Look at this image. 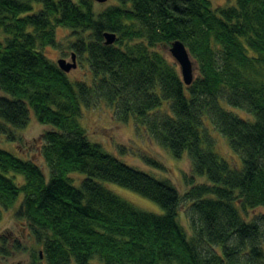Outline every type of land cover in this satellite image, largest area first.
<instances>
[{
  "label": "trees",
  "instance_id": "trees-1",
  "mask_svg": "<svg viewBox=\"0 0 264 264\" xmlns=\"http://www.w3.org/2000/svg\"><path fill=\"white\" fill-rule=\"evenodd\" d=\"M57 28L69 30L90 83L44 53L58 47ZM105 32L116 34L112 45ZM174 40L196 66L190 85L157 49ZM101 100L117 122L132 120L173 157L186 153L183 194L88 138L82 109ZM31 114L49 128L38 148L47 174L0 148V220L22 196L13 216L40 246L29 264H264V213L243 215L264 207V0H115L98 14L92 0H0V135L16 142ZM206 119L240 168L215 152ZM72 173L83 175L78 186ZM106 182L162 212L135 207ZM182 204L190 236L179 222ZM26 250L0 235V256Z\"/></svg>",
  "mask_w": 264,
  "mask_h": 264
},
{
  "label": "rangeland",
  "instance_id": "rangeland-1",
  "mask_svg": "<svg viewBox=\"0 0 264 264\" xmlns=\"http://www.w3.org/2000/svg\"><path fill=\"white\" fill-rule=\"evenodd\" d=\"M92 1L95 14L100 13L108 5L115 3V0H106L105 2ZM233 1L234 0H212V5L216 7L218 5L229 4ZM69 34L70 32L68 29H56L58 47L48 46L45 48L44 53L48 58L55 62L60 58H64L67 62H71V55L73 52L69 49ZM157 49L169 62L175 63L179 71V66L171 56L168 47L159 45ZM194 67V76H196L198 72L195 64ZM68 74L71 79H82L88 83L92 80V75L86 63H80L78 59H76V67L70 70ZM234 111L241 115L244 114L240 110L234 109ZM80 122L85 128L88 138L92 142L99 143L106 152L116 157L119 161L153 177L159 179L168 178L180 194H183L189 188L187 178L191 176V167L186 153H184L181 158H175L168 148L160 146L151 139L143 128L137 129L132 120L127 123L117 122L113 116L112 109L108 107L104 101L101 100L93 108H83ZM205 123L213 138V148L215 152L229 162L231 167L240 168V157L231 150L227 139L212 128L208 119L205 120ZM48 129V126L39 124L34 115L31 114L28 124L23 129L15 130V136L19 138L16 142H11L7 140L5 136L0 135V148L19 158H27L35 161L42 167L44 173L47 174V169L44 166L38 148L40 146V136ZM145 158L155 160L161 167L158 168L147 163L144 160ZM71 177L75 185L78 186V181L83 178V175L80 173H72ZM17 179L21 180V176H18ZM200 180L204 181L205 179L199 178L198 181ZM77 182L78 184H76ZM104 184L115 194L139 209L157 214L162 212L161 208L156 203L136 193L112 183L106 182ZM21 198L22 196H19L13 207L3 213L2 219L0 220V235L9 233L12 238L21 241L26 246L27 250L23 252H14L9 257L0 256V264H29L30 249H40V246L36 245L33 238L30 236L26 223L16 220L13 216ZM260 213H264V207H258L245 213L243 212V215L246 219H251L253 216ZM179 222L185 229L187 235L190 236L191 230L185 216V204H182L179 209ZM91 264L98 263L96 260H93Z\"/></svg>",
  "mask_w": 264,
  "mask_h": 264
},
{
  "label": "water",
  "instance_id": "water-1",
  "mask_svg": "<svg viewBox=\"0 0 264 264\" xmlns=\"http://www.w3.org/2000/svg\"><path fill=\"white\" fill-rule=\"evenodd\" d=\"M96 1L105 2L106 0ZM104 39L106 45H112L116 39V34L113 32H105ZM166 47H168L171 56L179 66V72L183 83L185 85H190L194 79L195 67L187 48L180 40H174ZM56 62L58 67L65 73H68L70 70L76 67V59L74 54L71 55V62H67L64 58H60ZM40 256H42L41 252Z\"/></svg>",
  "mask_w": 264,
  "mask_h": 264
}]
</instances>
